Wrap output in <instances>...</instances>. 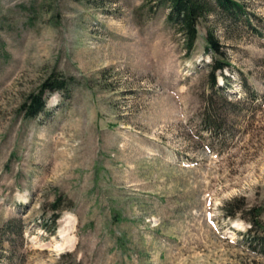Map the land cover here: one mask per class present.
I'll return each instance as SVG.
<instances>
[{"label": "rangeland", "instance_id": "1", "mask_svg": "<svg viewBox=\"0 0 264 264\" xmlns=\"http://www.w3.org/2000/svg\"><path fill=\"white\" fill-rule=\"evenodd\" d=\"M238 1L188 50L162 0H0V264H264V0Z\"/></svg>", "mask_w": 264, "mask_h": 264}, {"label": "trees", "instance_id": "2", "mask_svg": "<svg viewBox=\"0 0 264 264\" xmlns=\"http://www.w3.org/2000/svg\"><path fill=\"white\" fill-rule=\"evenodd\" d=\"M163 3L167 4L170 9L168 13V22L177 27V30L184 35L186 42V49L192 50L195 46L196 40L198 38V25L202 18L207 17L210 14L222 15L221 17H226V19H234L235 21H240L242 16L246 15V9L242 3L238 0H162ZM247 18V22H248ZM249 24V23H248ZM207 40L212 45V48L217 51L220 50L218 41L215 35L209 31L207 35ZM229 63L223 60H217L212 66L211 72V82L212 86L217 84L215 73L218 70H222ZM72 77H56L53 75L41 87L39 94H31L28 101H26L23 106L26 109V114L28 116H36L44 110L45 101L43 95L45 91H62L67 92L69 86L72 84ZM204 116L202 118V123L205 129L212 134L213 137H221L223 135L222 128L223 125L219 120V108L215 106L214 102L208 100L206 102V107L203 112ZM55 209H62L61 206H57ZM229 216L234 217L239 210L231 211V207L226 206ZM262 210L254 208L251 211V216L249 218L250 228L249 231L253 232L256 230H261L264 232V223L261 218ZM58 218V216H57ZM10 225V224H9ZM2 228H7L6 226ZM22 231V227L20 232ZM55 232V228L52 229ZM264 244V238H261ZM4 242L5 238H0V262L4 257Z\"/></svg>", "mask_w": 264, "mask_h": 264}, {"label": "bare ground", "instance_id": "3", "mask_svg": "<svg viewBox=\"0 0 264 264\" xmlns=\"http://www.w3.org/2000/svg\"><path fill=\"white\" fill-rule=\"evenodd\" d=\"M65 223H66V224H69V223H70V221L66 220V221H65ZM71 223L73 224V222H71ZM72 224H69V225H67V226H66V227H69V228H68V230H70V229H71V227H72ZM66 227H65V228H66ZM63 232H64V230L62 231V233H63ZM64 236H66V235H64ZM66 240H67V242H66V243H70V240H69V239H66ZM63 246H64L63 244H61V245H60V247H63Z\"/></svg>", "mask_w": 264, "mask_h": 264}]
</instances>
